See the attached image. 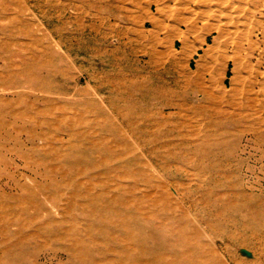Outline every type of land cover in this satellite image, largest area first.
<instances>
[{"label": "rangeland", "instance_id": "1", "mask_svg": "<svg viewBox=\"0 0 264 264\" xmlns=\"http://www.w3.org/2000/svg\"><path fill=\"white\" fill-rule=\"evenodd\" d=\"M147 20L154 22L156 31L149 27L152 32L139 39L136 30ZM180 24L198 27L187 56L181 47L187 38L178 34L186 32L179 29ZM93 25H98L101 33L91 31ZM215 26L222 28L220 33L213 29ZM202 45L204 48L196 52ZM172 48L179 58L174 63L166 60ZM153 53L161 56L163 81L180 82L181 87L173 88L181 92L183 101L204 105L207 90L217 96L222 90L226 93L208 108L207 117L192 113L191 128H179L180 134L168 139L164 136L155 144L170 142L178 148L196 142L180 135L201 131L208 123L209 132L215 136L207 139L211 154L205 164L219 173L213 183L219 184L223 193L240 194L235 202L246 206L242 223L256 231L264 229V0H0V264L69 262L63 251L43 249L38 262L32 257L33 246L22 243L10 249L34 229L30 224L34 209L19 203L18 198L40 193L46 175L42 162L62 171L82 160L84 175L77 173L81 180L119 164V160H110L105 167L89 168L90 161L108 155L86 150L84 138L76 134L87 131L95 133V139H111L104 147L113 150L116 133L107 116L113 118L117 108L137 115L148 105L141 94L125 98L127 92L121 93L113 84L122 78L149 75L148 61L156 55ZM207 53L212 59L208 62L210 70L223 62L227 63L225 70L214 82L208 75L200 80L203 83L197 80L189 89L182 87L184 73H194L197 61ZM186 60L190 61L189 68ZM170 122L174 126L182 121L174 117ZM167 127L157 134H165ZM178 153L189 160L185 162L187 174L177 171L164 178L152 170L155 181L173 192L169 194L174 203H181L179 198L188 189L196 193L197 176L210 179L208 173L201 175L193 167L192 154L184 150ZM127 159L131 158L126 156L123 161ZM143 162L148 163V159ZM144 186L138 194L147 196ZM62 192L66 194H57L52 200L41 196L48 210L67 207L69 187ZM35 219V226L48 222L43 215ZM96 226L100 228L98 223ZM77 227L89 243L83 225ZM57 237L50 242L40 238L39 242L54 248L71 244ZM98 238L109 250L117 247L105 236ZM88 248L84 255L91 256L94 264H111L117 256L103 246Z\"/></svg>", "mask_w": 264, "mask_h": 264}, {"label": "bare ground", "instance_id": "2", "mask_svg": "<svg viewBox=\"0 0 264 264\" xmlns=\"http://www.w3.org/2000/svg\"><path fill=\"white\" fill-rule=\"evenodd\" d=\"M152 8L153 6H150V9ZM97 26L93 25L91 31L101 33ZM149 27L156 31L154 22L147 20L136 30L137 37L139 39L146 37L147 33L152 32ZM179 29L186 32L178 34L187 38L181 46L183 54L187 56L193 48L192 36L198 27L180 24ZM213 29L218 33L222 30L220 26ZM102 36L107 38L105 34ZM172 45L175 48L177 41ZM203 48L202 45L196 52ZM166 60L170 63L179 60L173 48ZM210 60L211 56L207 53L201 61H197V70H193L194 73L186 71L182 87L189 89L197 80L199 82L201 79L206 80L208 75H211V81L214 82L219 72L225 70L227 63H219L216 69L210 70L208 67ZM160 61L159 54L151 55L148 61L151 70L149 75L143 76L142 79L122 78L113 84L121 93L123 90L127 92L125 98L131 99L136 94H141L144 102L148 104L137 115L125 113L117 108L113 118L107 116L106 121L116 133L115 139H112L115 143L113 150L108 146L104 147L106 141L111 139L106 140L105 137L95 139V133L92 135L87 131H78L76 134L78 138H84L87 144L83 146L86 150L104 152L108 155L100 157L98 161L97 158L90 161L89 168L105 167L110 160L112 163L119 160V164L107 167L101 174L87 180H81L77 173L80 176L84 175L80 165L82 160L78 161L77 166L72 164L69 170L62 171L52 167L50 162H42L40 166L44 168L46 175L40 193L20 197L18 201L23 205H30L34 209L35 217L43 215L48 218V222L35 226L37 219L31 218L30 224L34 228L32 233L23 236L19 242L15 241L14 246L10 247L11 250L25 243L27 246H33L32 257L36 261L40 260L43 249H49L54 252H65L69 261L67 264H79L77 262L83 260L86 264H94L92 257L85 256L84 253L89 250L90 245L106 248L105 243L98 238L105 236L117 246L110 250L106 248L117 255L110 260L111 264H264V229L256 231L249 224L241 222L245 216L246 206H240L235 202L240 194L236 195L234 191L223 193L222 187L213 183L218 179L219 173H215L214 168L210 169L211 167L205 164V158L211 154L207 139L215 136V133L209 132L208 123L202 125L201 131L195 130L187 135H180L183 138H195L196 142L186 143L178 148L170 142L158 145V140L162 137L168 139L175 137L177 133L180 134L179 128H191L192 113L207 117L208 108L216 105L217 99L225 97L226 93L222 90L217 96L214 92L208 93L210 90H207L206 104L187 103L181 99V92L173 88L181 87L178 80H172L170 84L163 81ZM186 62L188 64L190 61ZM234 63L238 65L237 62ZM190 66L188 64V68ZM174 117L182 122L172 126L170 120ZM166 126L169 127L165 134L161 132L162 135H158L161 133L157 132ZM196 137H199L198 141ZM99 140L103 143H99ZM180 150L192 154L190 161L195 159L192 161L193 167L200 172L199 174L208 173L210 179L197 176L199 183L194 189L196 193L193 189L191 191L188 189L181 193L179 198L181 203H174L169 194L171 190L168 191L155 181L152 170L156 171V176L161 175L164 178L166 174L170 176L177 171L187 174L185 162L189 160L179 155ZM126 156L131 159L123 161ZM145 158L148 159V163L143 162ZM126 180L132 183L125 184ZM142 185H145L149 192L147 196L138 194ZM65 186L69 187L70 193L67 207L62 210H48L41 196L52 200L57 194H66L62 192ZM257 215L261 216L260 212H257ZM79 216H82L83 220H80ZM247 216L251 217L250 214H246ZM79 224L83 225L89 243L82 238L77 227ZM102 227L108 229L104 230ZM56 236L71 244L54 248L45 247L39 242L40 238L50 242ZM143 236L146 237V242ZM19 256L22 257L23 253Z\"/></svg>", "mask_w": 264, "mask_h": 264}]
</instances>
